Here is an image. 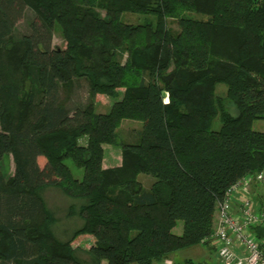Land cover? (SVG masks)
<instances>
[{
	"label": "trees",
	"instance_id": "16d2710c",
	"mask_svg": "<svg viewBox=\"0 0 264 264\" xmlns=\"http://www.w3.org/2000/svg\"><path fill=\"white\" fill-rule=\"evenodd\" d=\"M26 8L35 14L29 32L14 38ZM56 24L64 48L51 46ZM80 79L86 101H61L60 87ZM103 95L113 101L97 112ZM123 119L141 121L139 135L104 167L103 145H119ZM256 119L264 0H0V264H162L206 244L227 189L264 173ZM140 173L153 178L149 187ZM47 186L85 200L83 223L65 241L51 228ZM83 237L87 246L75 243Z\"/></svg>",
	"mask_w": 264,
	"mask_h": 264
},
{
	"label": "rangeland",
	"instance_id": "374dc122",
	"mask_svg": "<svg viewBox=\"0 0 264 264\" xmlns=\"http://www.w3.org/2000/svg\"><path fill=\"white\" fill-rule=\"evenodd\" d=\"M194 16H200L199 14L188 13ZM35 14L32 10L26 8L24 15L18 20L15 29L13 30L12 36L14 38H20L23 34L29 32V20L34 18ZM123 21H132L136 22L138 16L130 13H124L122 15ZM169 26L176 30L178 29L177 24L174 20L169 21ZM66 42L61 34V30L58 24H56L52 31V47L64 48ZM220 87V88H219ZM218 94L223 95L225 85H218ZM59 95L61 101L68 100V103L74 101L85 102L88 96V84L84 79H80L78 83L74 85L73 88H68L66 86L60 87ZM70 101V102H69ZM113 100L110 97L103 95L95 104L96 111H106ZM229 111L232 114L236 113V109L232 106H229ZM219 119L215 117L212 121V127H219ZM142 122L123 119L118 130V144L112 145L106 144L104 149L105 165L114 166L119 163L121 158V142L133 141L139 135V130L141 129ZM253 129L264 131V120L256 119L252 124ZM87 140L86 136L80 137L78 142L80 144H85ZM42 163V158H40ZM66 162L71 166L72 163L70 160ZM4 168L6 172L12 173L14 170V162L11 155H7L4 158ZM74 171L80 173V170L74 169ZM138 179L142 182L145 187H149L152 182V177L147 173H140ZM41 196L44 199V202L47 208L53 214L55 218L54 223L51 225L52 231L55 236L65 241L67 240L73 231L79 228L83 220L78 214L80 204L84 203V199H73L65 195L60 188L56 186H47L41 189ZM183 229V221L178 220L176 226L173 228V232L176 234H181ZM89 239L81 238L77 242L78 245H88L90 242H87ZM75 254L82 260H88L89 256L82 251L81 249H76ZM101 264H106V261H102ZM153 264H161L160 262H154ZM162 264H222L218 258L216 249L214 248L212 242L209 240L206 244H197L183 248L177 252L171 254L166 261Z\"/></svg>",
	"mask_w": 264,
	"mask_h": 264
},
{
	"label": "built area",
	"instance_id": "2783aa9c",
	"mask_svg": "<svg viewBox=\"0 0 264 264\" xmlns=\"http://www.w3.org/2000/svg\"><path fill=\"white\" fill-rule=\"evenodd\" d=\"M264 184V173L232 184L218 203L213 232L207 239L222 264H264V204L256 206L252 181Z\"/></svg>",
	"mask_w": 264,
	"mask_h": 264
},
{
	"label": "crops",
	"instance_id": "0c3cea01",
	"mask_svg": "<svg viewBox=\"0 0 264 264\" xmlns=\"http://www.w3.org/2000/svg\"><path fill=\"white\" fill-rule=\"evenodd\" d=\"M105 145L106 144L103 145L104 149H105ZM119 163H120V160H119ZM102 164H103L104 167H108V165H105V157L103 158V163ZM251 195H252V198H253V201H254L255 205L256 206H260L261 203L263 202L262 200L264 199V187L262 185H260V184L252 185ZM214 216H215V219H216L217 209L215 211Z\"/></svg>",
	"mask_w": 264,
	"mask_h": 264
}]
</instances>
